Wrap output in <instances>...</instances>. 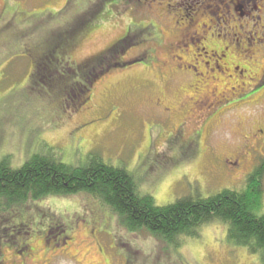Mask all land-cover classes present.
Returning <instances> with one entry per match:
<instances>
[{
    "label": "rangeland",
    "instance_id": "374dc122",
    "mask_svg": "<svg viewBox=\"0 0 264 264\" xmlns=\"http://www.w3.org/2000/svg\"><path fill=\"white\" fill-rule=\"evenodd\" d=\"M131 19L124 0H0V160L18 169L51 148L61 163L80 167L94 153L130 173L160 207L244 190L258 169L264 214V81L255 84L264 60L243 39L238 49L236 37L210 39L207 31L193 44L163 24L130 26ZM126 39L137 43L123 60L135 62L104 72L80 106L64 87L30 88L31 57L42 51L57 47L55 58L76 68ZM216 43L217 54L200 50ZM225 47L229 60L219 55ZM226 63L241 64L243 74ZM20 210L7 228L12 243L0 241V264H263L229 243L221 223L170 244L127 232L89 194Z\"/></svg>",
    "mask_w": 264,
    "mask_h": 264
},
{
    "label": "trees",
    "instance_id": "16d2710c",
    "mask_svg": "<svg viewBox=\"0 0 264 264\" xmlns=\"http://www.w3.org/2000/svg\"><path fill=\"white\" fill-rule=\"evenodd\" d=\"M136 43L129 44L126 39L76 68L55 58L57 47L42 51L39 56L31 57L30 88H37L40 83L49 90L64 87L66 96L74 94L71 98L78 100L80 106L86 102L99 76L135 62H126L123 57ZM46 150V154L32 156L18 169H12L5 158L0 160L1 242L14 238L8 236L7 228H12L14 216L23 213L20 209L26 203L84 193L101 201L127 232L146 233L170 244L178 238L196 237L197 229L204 225L221 223L226 226L229 243L245 248L251 255H259L264 264V214L260 213L262 190L256 181L260 175L258 169L248 177L244 190L226 189L205 199L184 197L160 207L151 195L139 191L130 173L105 164L98 155L88 154L86 164L78 167L61 163L55 149Z\"/></svg>",
    "mask_w": 264,
    "mask_h": 264
},
{
    "label": "flooded vegetation",
    "instance_id": "af4514ba",
    "mask_svg": "<svg viewBox=\"0 0 264 264\" xmlns=\"http://www.w3.org/2000/svg\"><path fill=\"white\" fill-rule=\"evenodd\" d=\"M133 13V22L147 21L148 24L153 23L163 28H168L171 33L176 34L180 41L187 42L191 39L194 43L199 44L202 35L209 33V38L220 39L221 36L236 37L235 46L239 49V40L243 39L248 46H254V50L249 48V53L259 55L264 60V0H124ZM140 13L141 17H137L135 13ZM151 18V19H150ZM150 19V20H148ZM205 19L208 22L196 28L193 27L196 21ZM215 22L216 25H212ZM221 24V25H220ZM208 25V26H207ZM215 26V29L214 27ZM211 28L213 29L211 31ZM131 30V29H130ZM128 33V32H127ZM202 34V35H201ZM242 44V43H241ZM217 48L210 49L203 46L200 50L209 51L217 54L221 46L217 44ZM171 46V47H175ZM246 52L248 50H245ZM248 53V52H247ZM241 54V53H240ZM221 59L229 60V48L225 47L219 53ZM257 58V61L260 59ZM243 74V69L239 68L241 64L230 67L226 63V67ZM252 80V79H251ZM255 84H263V76L255 80ZM264 136L261 131L259 133Z\"/></svg>",
    "mask_w": 264,
    "mask_h": 264
},
{
    "label": "bare ground",
    "instance_id": "6f19581e",
    "mask_svg": "<svg viewBox=\"0 0 264 264\" xmlns=\"http://www.w3.org/2000/svg\"><path fill=\"white\" fill-rule=\"evenodd\" d=\"M223 72H225V74H227V73L230 72V71H229V70H224V69H223Z\"/></svg>",
    "mask_w": 264,
    "mask_h": 264
}]
</instances>
